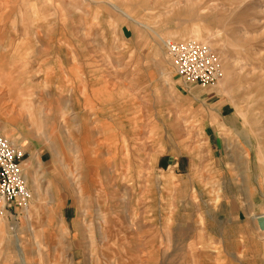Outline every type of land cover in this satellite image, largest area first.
<instances>
[{
	"label": "rangeland",
	"instance_id": "374dc122",
	"mask_svg": "<svg viewBox=\"0 0 264 264\" xmlns=\"http://www.w3.org/2000/svg\"><path fill=\"white\" fill-rule=\"evenodd\" d=\"M165 39L211 46L223 86L185 85ZM0 44V131L31 150L0 264H264V0H0Z\"/></svg>",
	"mask_w": 264,
	"mask_h": 264
},
{
	"label": "built area",
	"instance_id": "2783aa9c",
	"mask_svg": "<svg viewBox=\"0 0 264 264\" xmlns=\"http://www.w3.org/2000/svg\"><path fill=\"white\" fill-rule=\"evenodd\" d=\"M163 45L176 76L185 85L210 88L223 78L221 59L208 44L194 39H165ZM25 159L24 146L0 131V214L18 215L29 208L31 190L23 169Z\"/></svg>",
	"mask_w": 264,
	"mask_h": 264
},
{
	"label": "crops",
	"instance_id": "0c3cea01",
	"mask_svg": "<svg viewBox=\"0 0 264 264\" xmlns=\"http://www.w3.org/2000/svg\"><path fill=\"white\" fill-rule=\"evenodd\" d=\"M179 93L181 92L179 91ZM205 110L206 121L208 120V124L205 126L206 131H204V134L208 137V141L211 140V137L217 138L219 144L218 149H220L221 151V140L224 142L225 139L221 131L226 128V118L230 115L227 114V109L223 106H209L206 107ZM23 146L25 148L26 145ZM25 151L26 159L24 160V162L27 160L28 157H30L31 154L30 148L25 149ZM40 159L43 160V154H41ZM155 167L156 171L161 173L166 178L176 179L177 181L183 178H187L188 176L193 174V172H191L193 171V162L188 159L186 155H180L178 157H175L171 154H163L156 159Z\"/></svg>",
	"mask_w": 264,
	"mask_h": 264
},
{
	"label": "water",
	"instance_id": "95a60500",
	"mask_svg": "<svg viewBox=\"0 0 264 264\" xmlns=\"http://www.w3.org/2000/svg\"><path fill=\"white\" fill-rule=\"evenodd\" d=\"M258 224L261 229H264V216H260L257 218Z\"/></svg>",
	"mask_w": 264,
	"mask_h": 264
},
{
	"label": "bare ground",
	"instance_id": "6f19581e",
	"mask_svg": "<svg viewBox=\"0 0 264 264\" xmlns=\"http://www.w3.org/2000/svg\"><path fill=\"white\" fill-rule=\"evenodd\" d=\"M39 5V4H38ZM1 45V44H0ZM42 47V46H41ZM223 84H224V81H220V85H222L223 86Z\"/></svg>",
	"mask_w": 264,
	"mask_h": 264
}]
</instances>
